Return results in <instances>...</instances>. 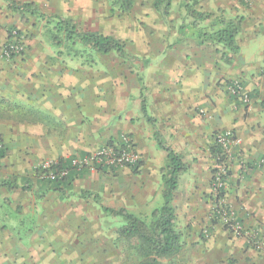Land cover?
Returning a JSON list of instances; mask_svg holds the SVG:
<instances>
[{
    "label": "crops",
    "instance_id": "1",
    "mask_svg": "<svg viewBox=\"0 0 264 264\" xmlns=\"http://www.w3.org/2000/svg\"><path fill=\"white\" fill-rule=\"evenodd\" d=\"M16 1L32 3L42 16L15 10L9 0H0V110L8 112V103L21 109L32 104L38 115L32 120L36 132L46 127L41 120L58 124L63 132L55 133L56 145L72 146L65 152H82L88 144H103L122 133L131 135L146 157L157 151L158 144H179L196 152L201 142L213 143L216 134L228 128L242 137L248 153L241 155L247 160L255 161L264 149V0H196L200 11H223L228 20L242 18L236 37L240 51L232 63L221 60V45L180 30L186 21H191L181 7L179 29L171 28L167 22L150 28L160 35L145 38L144 53L133 39L113 36L137 59L131 62L116 53L111 67H107L102 52L95 51L94 59L76 54L69 47L71 41L63 39L58 45L55 22H48L49 17L70 15L78 26V15L73 17L72 9L80 8L88 25L92 19L98 24L99 16L102 23L105 0ZM14 41L22 43L26 50L5 56L4 46ZM87 47L91 48L90 43ZM60 48H65L64 53L57 55ZM152 53L156 57L150 60ZM142 55L145 61L141 62ZM234 83H239L242 93L248 96L246 103L232 93ZM0 115L1 119L8 118L7 114ZM20 121L31 123L24 118ZM237 167L228 189L231 201L237 206L245 201V206L254 211L248 218L246 212H241L245 222H264V170L253 162V168L239 175ZM5 188H0V264H72L70 253L76 247L71 237H66L65 232L52 233L49 228L56 209L51 215V211H41L36 206L44 208L42 201L28 207L22 201L23 209L14 211L8 193L3 196ZM45 232L43 247H34ZM49 237L54 241L52 245ZM248 251L264 264V253L251 248Z\"/></svg>",
    "mask_w": 264,
    "mask_h": 264
},
{
    "label": "rangeland",
    "instance_id": "2",
    "mask_svg": "<svg viewBox=\"0 0 264 264\" xmlns=\"http://www.w3.org/2000/svg\"><path fill=\"white\" fill-rule=\"evenodd\" d=\"M181 2L183 0H172L169 15L165 16L160 9L154 6V0H135L132 8L128 9L129 12L122 10L116 0H105V14L102 23L99 16L98 24L95 19H92L89 21L90 26L84 20L83 9H72V14L73 17L78 15L76 18L80 31H84V27H89L90 30H96L91 31L92 34L101 33L131 38L138 44V50L144 53L145 38L151 36L156 39L160 35L156 31H151L150 28L156 29L162 22H167L171 28L179 29ZM64 18H72V16L67 15ZM62 49L65 50V48ZM62 49L57 51V55L64 53ZM70 49L73 51L77 49L76 54L95 57V50L82 42L79 45L73 44ZM25 50L24 47L16 54H23ZM104 57L107 67H111V64L116 62V53L113 51L104 54ZM148 57L151 60L156 55L152 53ZM135 59L137 58L131 59V62ZM140 59L142 62L144 56L142 55ZM98 64L103 70L105 69L100 62ZM132 67L136 69L135 65ZM106 80H109L107 75ZM241 103L246 102L242 100ZM6 107L8 112L0 110L3 116L8 115L7 119L0 118V151H5V156L0 159V176L14 175L20 185L24 182V177L32 178L33 183H37L35 177L37 171L38 174L50 172V167H54L60 159L74 155V160L80 161L85 158L88 160V164H82L87 172L85 176L75 181V190L93 191L101 196L104 205L116 209L125 208L145 219H148L153 211L162 205L163 173L168 153L165 145L158 144L157 151L152 152V156L146 157V152L143 153L137 147L133 137L128 133H122L117 139L103 144H88L82 152L68 153L65 151H71L72 146H58L55 143V133L63 132V129L57 127L58 124L49 120H41L46 127L38 128L36 132L32 120L33 118L35 120L38 115L29 110L33 107L32 104H25L23 109L15 103H8ZM23 118L31 123H22L20 119ZM228 129L238 134L241 143L231 144L229 147L217 141L207 144L201 142L196 152H190L191 149L181 147L179 144L167 145L177 152L181 149L179 154L187 165V170L179 177V187L174 195L178 230L182 235L185 248L175 259H161V264H262V261L256 260L253 252L248 250L251 248L255 252L264 253V222L249 223L251 220L245 222L241 212H246L248 218V215L254 214V211L245 206V201L238 205L241 207H238L236 202L233 204L228 189L232 183L233 171L237 166L239 175L245 169L253 168V162L259 169L264 170V149L255 161L247 160L241 155L248 153L246 146L243 145L242 137L234 129ZM51 138H53L52 141H50ZM143 143L148 149L151 148L148 147L147 141L143 140ZM214 145L220 149L222 164L212 153ZM103 148L112 150L115 156L127 149L130 153H134L136 160L120 165L111 163L109 156L97 159L98 151ZM205 148H208V152ZM133 168L137 169V173L133 171ZM220 171H222V185H218L216 180ZM7 193L11 199L10 204L13 202L14 207L11 206V209L13 208L14 211L23 209L22 201L27 207L34 202L42 201L45 204L44 208L40 205L36 206L41 211H51V215L56 209L55 219L51 218L49 228L52 233L58 235L65 232L66 237H71L73 247L79 248L70 253L72 264L80 262L83 264H130L131 255H128V250L131 249L130 243L124 240L120 243V248H116V237L122 223L121 219L105 215L96 202L75 195L60 198L53 191L40 190L38 185L35 191L20 187L11 192L5 188L3 196ZM262 207H264V201ZM9 209L6 208L5 211ZM236 225L239 226V231L234 228ZM47 233H43L38 240L36 239L38 243H35L34 247H43L42 241L47 238ZM242 239L249 248L243 244ZM53 242L51 240V245ZM38 256L40 254L36 258Z\"/></svg>",
    "mask_w": 264,
    "mask_h": 264
},
{
    "label": "trees",
    "instance_id": "3",
    "mask_svg": "<svg viewBox=\"0 0 264 264\" xmlns=\"http://www.w3.org/2000/svg\"><path fill=\"white\" fill-rule=\"evenodd\" d=\"M9 1L15 10L21 12L30 11L34 15L39 14L32 3L16 0ZM134 2L135 0H116V3H119L124 11L131 9ZM171 5L172 0H154V6L160 9L165 16L169 15V7ZM196 5V0L181 3V7L184 8L191 21H186L180 27V30L189 31L190 35L196 39H210L221 45V60L225 63H232L233 56L240 51V47L236 43V37L241 31L242 18L228 20L224 17L223 11L219 14L209 13L200 11ZM39 16H42L41 13ZM207 19L210 20L206 21ZM48 22H55V40L58 45L63 39L71 41L70 48L73 44L79 45L80 42L84 45L90 43L91 48L97 52L109 54L113 51L120 56L134 59L133 53L127 50L124 43L120 42V40L110 35L80 31L72 18L49 17ZM77 51V49L74 50V52ZM143 108L145 110V107ZM29 110L33 112V107ZM165 148L168 152V157L163 173V202L148 219L129 212L125 208L116 209L106 206L103 204L100 195L88 189L75 190V181L85 176L87 171L84 167H78L73 163L74 155L60 159L54 167H50V172H40L38 174L37 171V176H35L37 183H33L32 178L24 177V182L20 185L14 175L0 176V188L6 187L11 192L16 191L20 187L25 190L35 191L38 185L40 190L44 192L46 190L53 191L60 198L75 195L86 200H92L101 207L105 215L121 219L122 223L119 226L116 237V248H120V243L124 240L130 243L129 246L132 249L128 250V255H131V258L129 257L130 264H161V259H175L185 248L182 235L178 230L174 195L179 187V177L187 170V165L174 149L168 146H165ZM212 153L219 163L222 164V159H220L219 155L220 149L217 145L212 146ZM4 156L5 151L1 150L0 159ZM133 171L137 173V169L133 168ZM51 174L54 176H51Z\"/></svg>",
    "mask_w": 264,
    "mask_h": 264
},
{
    "label": "built area",
    "instance_id": "4",
    "mask_svg": "<svg viewBox=\"0 0 264 264\" xmlns=\"http://www.w3.org/2000/svg\"><path fill=\"white\" fill-rule=\"evenodd\" d=\"M15 33L16 32L14 31L13 34ZM23 49L24 46L22 45V43L18 41H14V42H9L7 45H5L2 51L5 56L9 57L12 54L21 52ZM231 91L235 95H240L243 101H248V96L242 93V87L240 86L239 83H234L231 87ZM216 141L219 144L229 147L231 144L236 145L241 143V139L238 136V134H236L231 129H226L222 132H218V134H216ZM108 156H109V160H111L110 161L111 163H117L120 165H123L125 163H130L136 160V156L134 155V153H130V151H128L127 149H124L120 154L115 156L113 155L112 150L103 148L100 151H98L96 158L101 159L103 157H108ZM74 159H73V163L78 167H82V164H88V160L86 158L80 161ZM51 176L54 175L51 174ZM216 180L218 185H222V171L218 173ZM234 228L237 231H239V226L236 225L234 226Z\"/></svg>",
    "mask_w": 264,
    "mask_h": 264
}]
</instances>
